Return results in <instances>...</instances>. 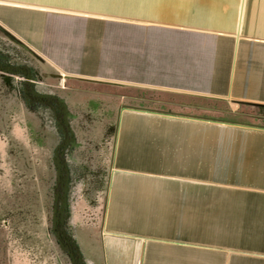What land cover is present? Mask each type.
I'll return each mask as SVG.
<instances>
[{
	"label": "crops",
	"instance_id": "crops-1",
	"mask_svg": "<svg viewBox=\"0 0 264 264\" xmlns=\"http://www.w3.org/2000/svg\"><path fill=\"white\" fill-rule=\"evenodd\" d=\"M5 12L39 26L57 14L92 26L161 28L226 43L232 69L220 72L225 55L215 57V82L187 89L201 93L144 88L264 105V0H0L1 18ZM1 18L0 30L36 52ZM141 122L148 131L134 135L130 128ZM135 146H145L146 155ZM143 161L146 171L139 169ZM130 209L137 219L145 209L157 221L146 233L112 227ZM101 236L114 251L113 264H264V128L126 109L115 135Z\"/></svg>",
	"mask_w": 264,
	"mask_h": 264
},
{
	"label": "rangeland",
	"instance_id": "rangeland-1",
	"mask_svg": "<svg viewBox=\"0 0 264 264\" xmlns=\"http://www.w3.org/2000/svg\"><path fill=\"white\" fill-rule=\"evenodd\" d=\"M5 15L0 17L5 25L54 68L47 70L50 76L42 74L44 81L56 89L64 86L57 89L59 94L69 92L74 98L69 109L77 114L73 122L83 126L78 137L82 148L70 161L77 166L83 160L90 174L75 180L69 224L89 264L115 262L114 251L104 244L101 230L122 112L133 109L258 124L254 105L144 88L207 89L215 82V57L225 55L220 72L226 74L232 69L233 61L225 54L226 43L161 28L92 26L66 15L48 14L40 26L26 15ZM3 47L16 51L8 45ZM236 112L243 118L239 122L233 117ZM45 116L44 111L27 108L14 90L0 81V264H70L49 231L55 178L51 158L57 135ZM130 130L137 135L148 131V126L141 122ZM86 141L91 144L89 148L84 147ZM133 150L143 156L147 153L145 146ZM144 163H138L143 165L139 169L146 171ZM116 216L112 227L124 233H146L152 221H157L145 209L140 211L141 219L135 218L131 209L124 219L123 214ZM110 220H114L113 213Z\"/></svg>",
	"mask_w": 264,
	"mask_h": 264
},
{
	"label": "flooded vegetation",
	"instance_id": "flooded-vegetation-1",
	"mask_svg": "<svg viewBox=\"0 0 264 264\" xmlns=\"http://www.w3.org/2000/svg\"><path fill=\"white\" fill-rule=\"evenodd\" d=\"M4 45L13 47L20 53L5 50ZM48 69L54 70L36 52L27 50L0 30V81L5 86H10L16 98L27 108L44 111L46 119L54 125L57 135L51 158L55 178L51 188L52 218L49 231L65 251L70 264H89L78 241L72 235L69 224L75 180H81L83 174L90 171L89 166L83 164V160L77 166H73L70 161L74 152L82 148L78 137L83 126L73 122L77 114L69 109L70 100L74 101L71 93L66 92L65 96H61V90L57 89H65L64 86L59 85L56 89L42 78V74L51 75L47 72ZM90 145L87 141L84 143V147L89 148Z\"/></svg>",
	"mask_w": 264,
	"mask_h": 264
},
{
	"label": "trees",
	"instance_id": "trees-1",
	"mask_svg": "<svg viewBox=\"0 0 264 264\" xmlns=\"http://www.w3.org/2000/svg\"><path fill=\"white\" fill-rule=\"evenodd\" d=\"M255 108L257 110V114L255 117H256V121L258 122V124H256V125L264 128V105H257ZM233 115H234L233 116L234 119L238 120V122L241 119H243V118H241V116L239 115L238 112L234 113ZM232 121H234V120H232ZM240 123H242V122H240Z\"/></svg>",
	"mask_w": 264,
	"mask_h": 264
},
{
	"label": "water",
	"instance_id": "water-1",
	"mask_svg": "<svg viewBox=\"0 0 264 264\" xmlns=\"http://www.w3.org/2000/svg\"><path fill=\"white\" fill-rule=\"evenodd\" d=\"M1 30H2V32H3L6 36H8L11 40H13L14 42L19 43L20 45H22V46H23L24 48H26L27 50L33 52V51H32L27 45H25L23 42L17 40L15 37H13V36H12L11 34H9L7 31H5V30L2 29V28H1ZM239 103H240V102H239ZM246 104H250V105H254V106L260 105V104H254V103H246Z\"/></svg>",
	"mask_w": 264,
	"mask_h": 264
}]
</instances>
